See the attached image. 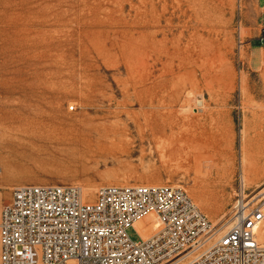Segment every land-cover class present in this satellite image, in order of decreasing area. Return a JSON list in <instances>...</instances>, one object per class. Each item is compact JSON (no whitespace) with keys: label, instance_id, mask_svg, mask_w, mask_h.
I'll return each instance as SVG.
<instances>
[{"label":"rangeland","instance_id":"obj_1","mask_svg":"<svg viewBox=\"0 0 264 264\" xmlns=\"http://www.w3.org/2000/svg\"><path fill=\"white\" fill-rule=\"evenodd\" d=\"M263 36L264 0H0V205L25 184L161 182L218 238L240 183L264 189ZM200 125L228 131L204 177L184 145Z\"/></svg>","mask_w":264,"mask_h":264},{"label":"built area","instance_id":"obj_2","mask_svg":"<svg viewBox=\"0 0 264 264\" xmlns=\"http://www.w3.org/2000/svg\"><path fill=\"white\" fill-rule=\"evenodd\" d=\"M245 191L241 182L234 224L215 238L181 186H102L90 199L74 185H19L0 205V264H264V231L248 230L264 221V189ZM150 215L158 226L143 237L137 224Z\"/></svg>","mask_w":264,"mask_h":264},{"label":"bare ground","instance_id":"obj_3","mask_svg":"<svg viewBox=\"0 0 264 264\" xmlns=\"http://www.w3.org/2000/svg\"><path fill=\"white\" fill-rule=\"evenodd\" d=\"M164 105H165V103H164ZM164 129H166V127L163 126V130ZM197 129H198L197 134H193V138H191L189 141H185L184 145L185 146L186 145L191 146V147H196V146L198 147L197 151H193L192 156L196 162L195 166H197L196 172H197L198 176L204 177V176L208 175L207 170L211 167L210 161H212L213 159L205 160V162H203V157L208 152H211V153H213V155H216L219 151L223 152L224 150H226V148H224V147L222 148V143L225 140V138L227 137L228 131L225 129V127H222V126L208 127L207 125H200ZM249 129L250 128L245 126L241 131V143H240V145H241V152H242V164H248L249 160L251 159V153L249 151V148H251V146L254 142V139L252 137H249V131H250ZM62 133L67 134L68 131H63ZM71 133H73V132H71ZM74 133L75 134H82L83 131L81 132L80 130H77ZM255 138L257 141L261 140L260 136H255ZM202 166H204V170H206L205 172L203 171ZM151 184L152 185H154V184L155 185H161L162 183L161 182H154ZM81 190L86 195V193L91 192L94 189H92L91 187L90 188L88 187V188H82ZM195 193L200 194V192H198V191H196ZM245 209L246 210L244 212L240 211L238 214H242V215L250 214L252 212L253 208L247 207ZM234 218H235V214L228 221H226L224 224L221 225L218 232L223 234V233H226L228 230H230L234 224L233 223ZM157 226H158V221L154 215L148 216L143 221H141L137 224V227H139V229H141L143 237H147L149 235L150 230L153 228H156ZM214 228H215V226L213 227V229ZM248 230L253 231V233H255V234L262 233L264 231V221H259L258 223H252L251 228ZM207 240H209V237L207 238ZM179 261L181 262V264L187 263V261L184 258H180Z\"/></svg>","mask_w":264,"mask_h":264},{"label":"crops","instance_id":"obj_4","mask_svg":"<svg viewBox=\"0 0 264 264\" xmlns=\"http://www.w3.org/2000/svg\"><path fill=\"white\" fill-rule=\"evenodd\" d=\"M261 42L264 40V36L259 39ZM264 63V43H260L257 45V49H255L254 57H253V64L255 66L263 65Z\"/></svg>","mask_w":264,"mask_h":264}]
</instances>
